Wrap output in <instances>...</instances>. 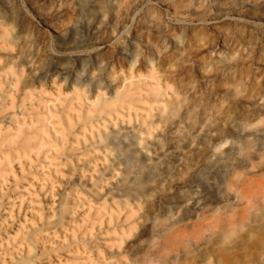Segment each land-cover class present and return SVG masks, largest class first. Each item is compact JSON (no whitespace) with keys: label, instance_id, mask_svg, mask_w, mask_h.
<instances>
[{"label":"rangeland","instance_id":"rangeland-1","mask_svg":"<svg viewBox=\"0 0 264 264\" xmlns=\"http://www.w3.org/2000/svg\"><path fill=\"white\" fill-rule=\"evenodd\" d=\"M256 105L264 0H0V264H264Z\"/></svg>","mask_w":264,"mask_h":264},{"label":"bare ground","instance_id":"bare-ground-1","mask_svg":"<svg viewBox=\"0 0 264 264\" xmlns=\"http://www.w3.org/2000/svg\"><path fill=\"white\" fill-rule=\"evenodd\" d=\"M116 100L118 102H121L122 97H117ZM254 108L256 109L250 110L249 112L244 113L240 117L243 120V122L239 123L238 126L240 127L241 131L245 133H242L241 135V140L237 145V151L240 153L239 155L245 157L246 159L256 155V158L258 159L257 164L250 163L251 167L257 168V170H264V119H263L264 107L262 105L261 106L256 105L254 106ZM226 142L228 145V150L230 151L234 147L233 146L234 142L233 141L232 142L226 141ZM251 179H252L251 185L253 188H249L248 190H246L245 188V189H240L239 192L237 191L238 197L236 198L238 200L236 199V201H238L239 208L235 209L234 211L229 209L230 212L229 214L231 216L227 217L224 224L227 226H231L232 223L234 222L232 218L233 215L231 213L232 211L233 213L236 212L240 215V217H238L239 222L242 225H245L244 217H242V215L248 213L253 221H260V227H254V228L258 231H264V222H263L264 212H262V214H258L256 212V210H259L260 207L263 208L264 206V177H256V179H253L252 177ZM243 182L245 183V180ZM140 184H141L140 180L135 181L136 188H139ZM226 213H228V211Z\"/></svg>","mask_w":264,"mask_h":264}]
</instances>
